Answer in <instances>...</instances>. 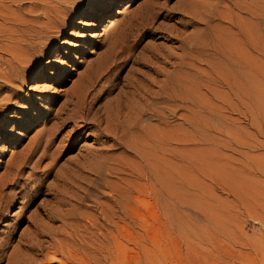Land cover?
Segmentation results:
<instances>
[{
	"label": "rangeland",
	"instance_id": "rangeland-1",
	"mask_svg": "<svg viewBox=\"0 0 264 264\" xmlns=\"http://www.w3.org/2000/svg\"><path fill=\"white\" fill-rule=\"evenodd\" d=\"M11 1L0 75L28 65L0 84V264H264V24L245 10L264 0Z\"/></svg>",
	"mask_w": 264,
	"mask_h": 264
},
{
	"label": "bare ground",
	"instance_id": "bare-ground-1",
	"mask_svg": "<svg viewBox=\"0 0 264 264\" xmlns=\"http://www.w3.org/2000/svg\"><path fill=\"white\" fill-rule=\"evenodd\" d=\"M14 0H12L11 2H13ZM231 1H233V0H231ZM261 1V0H260ZM5 2H7V0H5ZM9 2V1H8ZM235 3H239V2H237V0L236 1H234ZM259 2V1H258ZM235 3H234V5H235ZM251 3H254V2H251ZM250 3V4H251ZM260 3V2H259ZM249 4V5H250ZM256 4H257V2H256ZM113 5V4H112ZM233 5V6H234ZM2 6V5H1ZM238 6H240V8L242 7V5H238ZM257 5H255L254 7H253V5L252 6H246V8H245V10L246 11H248V14L250 15V17L252 18V20H254L255 22H258V21H260L262 24H264V11L263 10H261V9H259V7H256ZM263 7V6H262ZM261 7V8H262ZM4 8V7H3ZM243 8V7H242ZM239 9V8H238ZM237 9V10H238ZM263 9V8H262ZM242 10V9H241ZM244 10V11H245ZM112 12V11H111ZM1 14V13H0ZM5 17V16H4ZM98 18H100V17H97V19ZM4 19V18H3ZM5 19H7V17H5ZM59 23V22H58ZM259 23V22H258ZM40 26V28L39 27H37L38 29H40V31H39V33H37V31H36V29H34L33 28V26H31L30 28H31V30L29 29L28 31H26V30H24V29H22V31H23V33L25 34V35H27L26 37H25V39L27 38V39H29L28 41H24L23 43H24V48H25V50H27V52L29 51L30 53L31 52H33V49L35 48V40H40L43 36L46 38L47 37V35H49L50 34V31L51 30H53L54 29V25H53V22H51V20H49V21H47L46 23H43L42 25H39ZM27 27V26H26ZM5 29H6V27H5ZM8 29V28H7ZM6 29V30H7ZM15 29V28H14ZM10 30V29H9ZM13 30V29H12ZM42 31H44V32H42ZM243 31H245V30H243ZM6 32V31H5ZM34 32H36L37 34L35 35V33ZM7 33V32H6ZM11 33H12V31H11ZM45 33V34H44ZM2 34V36H4V34L3 33H1ZM245 34H247V32L245 33ZM244 34V35H245ZM6 36H4L6 39H7V41H8V36H9V34L7 33V34H5ZM1 36V35H0ZM1 36V40L3 39V37ZM248 36H251V34H249ZM8 37V38H7ZM35 37L37 38V39H35ZM43 37V38H44ZM250 39H249V41H248V43L250 44V48L252 49V51H253V53L256 55V56H261V57H263L264 58V40H263V38H262V34H259V36L257 35V33L255 32L254 33V37H249ZM6 39H5V42H6ZM0 40V41H1ZM10 40V39H9ZM37 40V41H38ZM42 40V39H41ZM40 40V41H41ZM3 41V40H2ZM10 42V41H9ZM37 45H39V44H37ZM248 47V46H247ZM38 48V47H37ZM35 50V49H34ZM21 51V50H20ZM37 51V50H36ZM226 51V50H225ZM27 52H24V54L25 53H27ZM225 53V52H224ZM25 55H27V54H25ZM251 55V54H250ZM237 56V55H236ZM235 56V57H236ZM238 58H239V55L237 56ZM237 57H236V59H237ZM227 58V57H226ZM240 59V58H239ZM244 59V58H243ZM242 59V60H243ZM12 61L10 62V63H8V65H7V68H8V70H9V75H8V77H7V75L6 76H4V75H0V80L2 81V82H0V84H3L4 86H6L7 84L6 83H8V84H11L12 83V85H14L13 83H16V82H18V80H19V76H18V74H16L15 72H16V70H18V71H22L23 70V72H25L26 71V69H25V67H24V65H28V64H26L25 63V61L27 60V58L25 59V56H19L18 55V57L17 56H15V57H12V59H11ZM241 60V59H240ZM29 61V60H28ZM235 61V60H234ZM27 62V61H26ZM236 62V61H235ZM244 62V64L245 63H248V62H246V61H243ZM236 64H238V62L236 63ZM253 64V63H252ZM235 65V64H234ZM254 65V64H253ZM238 66H239V64H238ZM233 67V66H232ZM240 67H243V66H240ZM247 67V66H246ZM189 68V67H188ZM264 68V67H263ZM244 69V68H243ZM245 69H247V68H245ZM251 69V68H250ZM244 71V70H243ZM241 72V71H240ZM246 73H247V70L245 71ZM255 72V71H254ZM19 73H21V72H19ZM23 74V73H22ZM22 74H20V76L22 75ZM232 74V73H231ZM188 75V74H187ZM22 77V76H21ZM22 79V78H21ZM25 79V78H24ZM176 79V78H175ZM234 80V79H233ZM22 81H23V79H22ZM183 82V81H182ZM235 82V81H234ZM17 84V83H16ZM20 84V83H19ZM234 84V83H233ZM180 85H181V83H180ZM8 86V85H7ZM11 86V85H10ZM183 86L181 85V88H182ZM160 88V87H159ZM184 88L185 87H183V90H184ZM5 89H6V87H5ZM13 89V88H12ZM188 89V88H187ZM8 90V89H7ZM12 91V90H11ZM14 91V90H13ZM184 91H186V90H184ZM12 93V92H11ZM14 93V92H13ZM183 94H184V92H183ZM187 96V95H186ZM148 97V96H147ZM156 97V98H155ZM154 98L155 99H157L158 101H161L162 102V104H163V101L165 100L164 99V89L163 88H160V90H159V92L158 93H156V96H155ZM243 98V97H242ZM257 98V97H256ZM3 99V98H2ZM154 99V100H155ZM258 99V98H257ZM153 101V100H152ZM160 102V103H161ZM151 103V102H150ZM155 104H156V102H154ZM79 104V103H78ZM82 104V103H81ZM84 104V103H83ZM82 104V105H83ZM75 106H76V104H75ZM143 106V105H142ZM147 106V105H146ZM152 106H154V105H152ZM135 107V106H134ZM149 107V106H148ZM159 107V106H158ZM232 107V106H231ZM149 108H151V107H149ZM155 108V107H154ZM160 108H164V107H160ZM159 108V109H160ZM157 109V108H156ZM73 110V109H72ZM134 110V109H133ZM158 110V109H157ZM149 111H151V110H149ZM161 111V110H160ZM159 111V112H160ZM75 112V111H74ZM164 112V111H163ZM137 113V112H136ZM154 113H157V112H154ZM241 113V112H240ZM147 114V113H146ZM159 114H163V113H159ZM158 114V115H159ZM71 115V114H70ZM75 116V115H74ZM129 116V115H128ZM160 116V115H159ZM162 116V115H161ZM245 116H246V114H245ZM108 117V116H107ZM157 117V116H156ZM163 117V116H162ZM165 117V116H164ZM81 118V117H80ZM86 118V117H85ZM87 121V120H86ZM82 122H83V120H82ZM162 122V121H161ZM119 124V123H118ZM117 124V125H118ZM161 125H163V124H161ZM157 127V126H156ZM122 134V133H121ZM122 136V135H121ZM162 137V136H161ZM162 141V140H161ZM160 142V141H159ZM164 142V141H163ZM165 143V142H164ZM141 158H144V157H141ZM147 165V164H146ZM149 165V164H148ZM154 168H156L155 166H153ZM147 171H148V169H147ZM158 173V172H157ZM157 173H156V170L155 169H150V171H149V173H148V178L149 179H147V184H148V186H149V191H150V193L151 194H153V195H155L156 193H155V186L153 185L154 183H152V181H156L157 180V182L159 183V185L160 184H162V180H160L159 179V176H157ZM145 175V174H144ZM159 175V174H158ZM146 184V183H145ZM146 184V185H147ZM143 185V184H142ZM163 185V184H162ZM126 196V195H125ZM122 199H124V197L122 198ZM122 199L120 198V199H118L117 200V204L116 205H118V208H119V210H120V212H121V215L119 216V217H117V220L119 219V221L118 222H123V224H124V215L123 214H126V213H124V211H125V208H128L129 206L128 205H126L125 204V202L123 203L122 202ZM126 199V198H125ZM128 199V198H127ZM127 211V210H126ZM116 221V220H115ZM114 220H113V215L111 216V219H109V222L112 224V225H114V226H117L118 224H116L117 222H115ZM109 233V232H108ZM110 234V233H109ZM111 235V234H110ZM109 236V235H108ZM112 236V235H111ZM106 239H107V237H105ZM115 239V238H114ZM117 239V238H116ZM119 239H117V241H118ZM108 242V241H107ZM104 246H107V244L106 245H104ZM103 247V246H102ZM105 248V247H104ZM104 250V249H103ZM102 250V251H103ZM106 250V249H105ZM99 251H101L100 249H99ZM107 251V250H106ZM109 253V252H108ZM104 256H105V254H104ZM103 257V256H102ZM106 257H107V255H106ZM102 259H104V258H102ZM78 261H80V260H78ZM80 262H82V261H80ZM84 262V261H83ZM102 263V262H101ZM105 263V262H104Z\"/></svg>",
	"mask_w": 264,
	"mask_h": 264
}]
</instances>
